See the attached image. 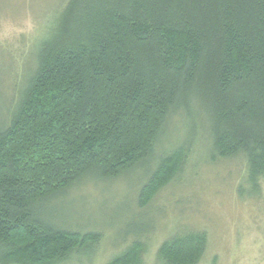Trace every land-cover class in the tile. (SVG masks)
<instances>
[{"label": "trees", "instance_id": "trees-1", "mask_svg": "<svg viewBox=\"0 0 264 264\" xmlns=\"http://www.w3.org/2000/svg\"><path fill=\"white\" fill-rule=\"evenodd\" d=\"M33 57L14 107L0 114V264H62L96 244L99 232L45 218V202L81 179L149 164L178 111L198 107L213 157L245 156L259 189L264 0H68ZM184 145L144 173L140 207L179 172ZM144 234L136 229L108 264H141ZM205 244L199 232L175 236L158 256L196 264Z\"/></svg>", "mask_w": 264, "mask_h": 264}, {"label": "rangeland", "instance_id": "rangeland-1", "mask_svg": "<svg viewBox=\"0 0 264 264\" xmlns=\"http://www.w3.org/2000/svg\"><path fill=\"white\" fill-rule=\"evenodd\" d=\"M67 1L0 0L1 116L14 107L33 49L55 30ZM202 117L198 107L172 113L149 164L109 181L81 179L45 202L43 214L56 225L101 235L62 264H108L131 245L136 229L148 233L139 237L141 264H164L160 245L191 232L206 236L196 264H264V179L254 192L245 156L213 157ZM182 144L181 169L140 207L144 173Z\"/></svg>", "mask_w": 264, "mask_h": 264}]
</instances>
